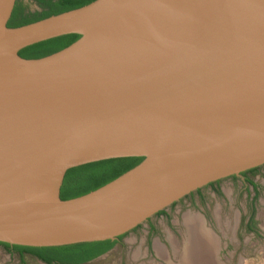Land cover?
<instances>
[{
	"label": "water",
	"instance_id": "1",
	"mask_svg": "<svg viewBox=\"0 0 264 264\" xmlns=\"http://www.w3.org/2000/svg\"><path fill=\"white\" fill-rule=\"evenodd\" d=\"M16 1L0 0L1 242L119 240L264 165V0H94L11 27ZM122 157L143 160L61 197L69 169Z\"/></svg>",
	"mask_w": 264,
	"mask_h": 264
},
{
	"label": "rangeland",
	"instance_id": "2",
	"mask_svg": "<svg viewBox=\"0 0 264 264\" xmlns=\"http://www.w3.org/2000/svg\"><path fill=\"white\" fill-rule=\"evenodd\" d=\"M25 1L30 8H37L32 0ZM263 171L250 176L257 178L256 197L254 188L240 180L172 209L170 215L154 217L153 229L148 221L140 224L112 250L83 264H181L197 241L198 225L191 220L195 216L213 239L215 259L212 248L201 242L213 264H264ZM0 264L46 263L29 253L22 258L0 245Z\"/></svg>",
	"mask_w": 264,
	"mask_h": 264
},
{
	"label": "trees",
	"instance_id": "3",
	"mask_svg": "<svg viewBox=\"0 0 264 264\" xmlns=\"http://www.w3.org/2000/svg\"><path fill=\"white\" fill-rule=\"evenodd\" d=\"M39 6L36 10L29 9L22 0H17L8 25L16 27L28 24L53 14H58L86 5L94 0H35ZM80 34H66L47 39L20 50L25 58H40L57 52L80 38ZM143 160V157H122L100 160L69 169L61 188V197L70 199L95 190L122 173L131 169ZM256 169V168H253ZM251 169V170H253ZM165 213V210L158 212ZM127 234V233H126ZM126 234L120 236V239ZM118 240H104L62 246H27L1 242L6 250L32 254L47 264H83L111 250Z\"/></svg>",
	"mask_w": 264,
	"mask_h": 264
},
{
	"label": "bare ground",
	"instance_id": "4",
	"mask_svg": "<svg viewBox=\"0 0 264 264\" xmlns=\"http://www.w3.org/2000/svg\"><path fill=\"white\" fill-rule=\"evenodd\" d=\"M191 220L195 221V223L193 224L198 225L196 229V232H197L196 234L198 237H197V241L195 240L193 243L194 245H193L192 251L188 252L186 256L183 257L181 264H213L212 263L213 259L211 261V259L209 258L210 256H209V253L207 252V247H204L202 245V243L204 242L208 247L212 248L213 253L211 252V250L210 252L213 254L212 257L214 258L215 249H214L213 239L211 240V238L203 230L202 225H201L202 223L200 222L201 220L199 218L195 216V218L192 217Z\"/></svg>",
	"mask_w": 264,
	"mask_h": 264
},
{
	"label": "flooded vegetation",
	"instance_id": "5",
	"mask_svg": "<svg viewBox=\"0 0 264 264\" xmlns=\"http://www.w3.org/2000/svg\"><path fill=\"white\" fill-rule=\"evenodd\" d=\"M33 2H35L36 3V5H37V8H35V9H32V8H30L29 7V5H27L26 4V1L25 0H22V2L24 3V5H26L29 9H31V10H36V9H38L39 8V6H38V4H37V2L35 1V0H32ZM262 166H264V165H261V166H258V167H255L256 169H253V170H251V169H249V170H246L245 172H243V175L245 176V179H242V178H240L239 176H236V175H232V176H229V177H226V178H235V179H241L242 181H243V183L244 184H247V185H249L250 187L252 186L253 188H254V190H255V197H256V195H257V193L259 192V188H258V185L256 186V185H252V183H250V180L252 179V177H250V172H253V171H255V170H258L259 168H261ZM222 179H219V180H217V181H214V182H211V183H209V184H207L206 186H211L212 188H216V189H218L217 187H216V184L217 183H219L220 181H221ZM195 193H198L200 196H202V187L201 188H199V189H197V190H195V191H193L192 193H190V194H188V195H186V197L185 198H194L195 197ZM199 196V197H200ZM253 198V197H252ZM185 199H184V197L181 199V200H179V201H176V202H174L172 205H171V208H176L177 207V205L181 202V205H183V201H184ZM164 215H170L171 214V211L170 210H168V209H165V213H163ZM163 214H159V213H157V215H163ZM148 223H149V225H150V228L151 229H153V226H154V221H153V218H151V219H149V221H148ZM123 238L124 237H122L121 239H119L118 241H117V243H119L120 241H122L123 240ZM125 242H127V241H125ZM116 243V244H117ZM116 244H115V246H116ZM114 246V247H115ZM113 247V248H114ZM112 248V249H113ZM111 249V250H112ZM8 251V250H7ZM110 251V250H109ZM109 251H107V252H109ZM8 252H10V251H8ZM106 252V253H107ZM10 253H18V252H16V251H13V252H10ZM106 253H104V254H106ZM19 255H20V253H18ZM104 254H102V255H100V256H103ZM32 255V254H31ZM21 256V255H20ZM34 256V255H33ZM100 256H98V257H96V258H94V259H91V260H89V261H86L85 263H88V262H91V261H93V260H95V259H97V258H99ZM34 257H36V256H34ZM36 258H38V257H36ZM39 259V258H38ZM39 260H41V259H39ZM42 261V260H41ZM42 262H44V261H42ZM45 263V262H44ZM47 264V263H46Z\"/></svg>",
	"mask_w": 264,
	"mask_h": 264
},
{
	"label": "crops",
	"instance_id": "6",
	"mask_svg": "<svg viewBox=\"0 0 264 264\" xmlns=\"http://www.w3.org/2000/svg\"><path fill=\"white\" fill-rule=\"evenodd\" d=\"M264 172V171H263ZM257 177H258V175H257ZM257 179V178H256ZM256 179L255 178H252L251 180H250V183H252V185H256L257 186V182H256ZM246 185V184H245ZM200 219V218H199ZM201 220V219H200ZM202 221V220H201Z\"/></svg>",
	"mask_w": 264,
	"mask_h": 264
}]
</instances>
